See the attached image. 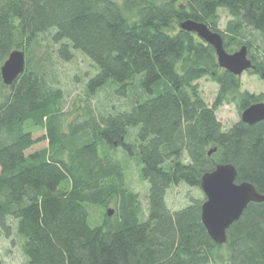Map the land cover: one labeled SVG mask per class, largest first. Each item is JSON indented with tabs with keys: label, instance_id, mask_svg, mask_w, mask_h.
<instances>
[{
	"label": "trees",
	"instance_id": "obj_1",
	"mask_svg": "<svg viewBox=\"0 0 264 264\" xmlns=\"http://www.w3.org/2000/svg\"><path fill=\"white\" fill-rule=\"evenodd\" d=\"M221 9L231 17L225 32ZM187 20L219 32L227 51L251 49L245 29L264 38V0H0V232L11 237L15 223L27 264H264V202L249 204L225 245L202 223L206 197L176 211L167 204L171 188H201L219 164L234 165L237 182L264 195V121L225 129L217 114L263 97L241 90L214 47L175 27ZM50 46L65 61L74 51L92 60L87 95H107L97 107L80 104L68 123ZM14 50L26 66L6 86L1 67ZM252 57L250 72L264 81V59ZM205 78L218 85L213 106L197 85ZM31 126L45 136L34 138ZM44 140L47 149L27 154ZM119 151L149 185L146 209ZM112 203L117 210L92 226V208Z\"/></svg>",
	"mask_w": 264,
	"mask_h": 264
},
{
	"label": "rangeland",
	"instance_id": "obj_2",
	"mask_svg": "<svg viewBox=\"0 0 264 264\" xmlns=\"http://www.w3.org/2000/svg\"><path fill=\"white\" fill-rule=\"evenodd\" d=\"M120 1L121 0H116ZM221 18L219 29L224 31L228 22L231 20L228 12L224 9L219 11ZM175 27L180 28V24L176 23ZM245 35L248 40L252 41V48L249 49V58L253 61V57L258 59H264V38L251 29H245ZM50 36H46L44 39V45H47V40ZM241 47L232 46L228 49L229 53H234L240 50ZM52 50V51H51ZM51 54H48V66L55 76L56 82L60 88H62L67 97V114L64 116V122L68 123L71 120L77 118L80 112L79 105L92 104L98 106V103L105 101L107 97L106 93H102L101 96H88L87 95V82L96 73V65L86 55L80 51H74V57L70 61H65L57 57L53 46H50ZM39 56V55H37ZM35 56V58L37 57ZM252 70V69H251ZM253 71V70H252ZM242 91L249 92L255 95H261L264 100V81L257 75L256 72L251 73L250 70L245 72L242 76ZM198 88L202 98L209 106H213L217 94L218 85L209 78L200 80ZM112 100L107 99L108 105L115 104L114 97L110 96ZM264 102V101H263ZM242 113L237 105V102H232L222 106L218 111V119L221 121L225 129H229L235 123L242 119ZM29 130L33 131L34 138L39 139L45 136L46 132L43 129L29 127ZM49 147L48 141H41L31 148L27 154L39 152ZM118 157L125 161L126 165V184L127 186L138 194L139 199L144 209L147 208V191L148 183L141 179L139 175V168L137 166L136 159L133 157L124 156L119 151ZM191 198L205 199V195L201 188H191L186 185L173 187L167 194V204L173 211L179 210L192 201ZM107 209L117 210L116 204L112 203L108 208H92L90 215V224L92 226H98L103 223L104 215ZM115 213V212H114ZM12 234L11 237H6L0 232V255L2 256L4 264H27V257L24 250L25 240L18 235L16 225L12 222Z\"/></svg>",
	"mask_w": 264,
	"mask_h": 264
},
{
	"label": "water",
	"instance_id": "obj_3",
	"mask_svg": "<svg viewBox=\"0 0 264 264\" xmlns=\"http://www.w3.org/2000/svg\"><path fill=\"white\" fill-rule=\"evenodd\" d=\"M180 29L195 33L198 38L214 47L219 66L235 76H242L254 69L249 58V49L243 46L240 50L229 53L219 32H214L204 23L187 20L180 24ZM26 56L21 50H14L1 67V75L6 86L13 84L24 72ZM244 123L255 125L264 121V103L251 105L242 113ZM216 152L210 151L209 155ZM238 171L232 164H219L214 171L203 175L201 189L206 197L202 205V223L208 234L218 245L228 241V230L239 221L250 203H263L261 195L254 185L248 182L238 183ZM113 212L108 211L112 216Z\"/></svg>",
	"mask_w": 264,
	"mask_h": 264
}]
</instances>
